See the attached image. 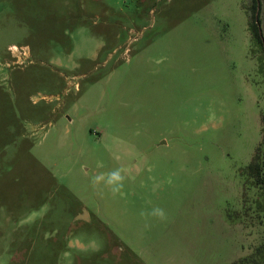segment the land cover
<instances>
[{
	"label": "rangeland",
	"instance_id": "1",
	"mask_svg": "<svg viewBox=\"0 0 264 264\" xmlns=\"http://www.w3.org/2000/svg\"><path fill=\"white\" fill-rule=\"evenodd\" d=\"M253 4L0 0V264H264Z\"/></svg>",
	"mask_w": 264,
	"mask_h": 264
},
{
	"label": "clouds",
	"instance_id": "2",
	"mask_svg": "<svg viewBox=\"0 0 264 264\" xmlns=\"http://www.w3.org/2000/svg\"><path fill=\"white\" fill-rule=\"evenodd\" d=\"M156 62L160 63L162 61L158 60ZM97 167L102 168L103 163L98 162ZM123 171L121 168H116L109 172H101L91 178V184L94 189L101 192L103 188H107L113 196H123L126 179ZM139 216L144 221L143 227L145 230H150L153 219L159 222H166L168 220L166 210L160 206H153L150 210L142 209L139 212Z\"/></svg>",
	"mask_w": 264,
	"mask_h": 264
},
{
	"label": "trees",
	"instance_id": "3",
	"mask_svg": "<svg viewBox=\"0 0 264 264\" xmlns=\"http://www.w3.org/2000/svg\"><path fill=\"white\" fill-rule=\"evenodd\" d=\"M254 4L251 8L252 15L248 16V27L251 34L258 40L264 48V39L260 34V19H259V1L253 0ZM248 175L251 179H254L257 185L262 186L264 184V135L263 141L260 143L256 152L252 158L251 163L247 167Z\"/></svg>",
	"mask_w": 264,
	"mask_h": 264
},
{
	"label": "water",
	"instance_id": "4",
	"mask_svg": "<svg viewBox=\"0 0 264 264\" xmlns=\"http://www.w3.org/2000/svg\"><path fill=\"white\" fill-rule=\"evenodd\" d=\"M260 34L262 35V33H261V29H260ZM80 218L84 219L83 215H82V216H80Z\"/></svg>",
	"mask_w": 264,
	"mask_h": 264
}]
</instances>
